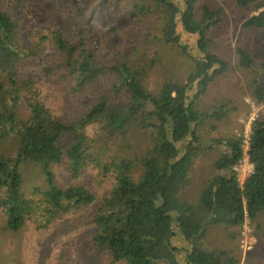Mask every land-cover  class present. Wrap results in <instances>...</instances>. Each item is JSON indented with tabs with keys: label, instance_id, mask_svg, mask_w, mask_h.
<instances>
[{
	"label": "trees",
	"instance_id": "obj_1",
	"mask_svg": "<svg viewBox=\"0 0 264 264\" xmlns=\"http://www.w3.org/2000/svg\"><path fill=\"white\" fill-rule=\"evenodd\" d=\"M25 1L0 0V210L8 227L32 223L44 229L57 220L67 225L68 216L76 227L74 214L93 210L90 241L111 263L238 264L230 250L210 249L204 238L209 226L240 228L246 219L264 214V117L251 124L247 156L253 170L240 186L233 167L243 157L242 139L217 138L205 145L197 134L203 122L223 119L226 102L201 111L197 101L219 77L239 68L251 75L253 98L263 102L264 64L256 67L241 47L235 49L236 66L214 52L210 32L223 22V8L200 0H113L126 8L131 21L159 22L156 39L179 49L190 64L183 81H165L154 94L144 86L142 71L125 62H102L87 22L99 0H81L82 8L73 13L76 0H42L54 24L42 39L50 42L55 56L42 79L25 75L20 62L33 53L21 44V26L9 13L11 4L22 7ZM235 3L253 13L243 29L264 30V0ZM107 72L112 83L72 120L54 114L42 97L45 86L65 81L69 93L79 94ZM20 105L28 111L26 118L19 116ZM90 125L96 128L92 140L85 132ZM137 136L143 142L132 151ZM8 137L17 139L13 156L2 152ZM212 151H218L211 164L217 174L205 182L194 206L181 193L190 184L194 163ZM25 166L36 167L44 183L30 196L23 192ZM54 166L68 175L65 187L57 185ZM91 169L112 178L99 200L78 182ZM178 236L186 249L175 245Z\"/></svg>",
	"mask_w": 264,
	"mask_h": 264
},
{
	"label": "rangeland",
	"instance_id": "obj_2",
	"mask_svg": "<svg viewBox=\"0 0 264 264\" xmlns=\"http://www.w3.org/2000/svg\"><path fill=\"white\" fill-rule=\"evenodd\" d=\"M214 3L224 10V19L215 27L210 36L213 39V50L219 57L236 66L235 49L247 50L256 65L264 64V30H246L242 23L253 15L248 9L240 8L235 0H200ZM83 2L74 1L69 13L81 9ZM38 9V10H37ZM48 5L42 0H26L22 7L15 4L9 6L12 18L21 26V44L33 53L24 62H20L25 75L34 79H42L44 68L52 62L55 49L50 42L42 39L53 30L54 24L48 15ZM126 8L118 1L99 0L88 17L90 26L89 38L93 40L104 65L125 62L129 68L143 72V83L146 89L156 94L165 81L181 82L191 67L179 49L164 45L156 39L159 35V22L151 18L140 21L130 20ZM186 41H194V37H186ZM58 72L54 75V79ZM251 75L238 69H232L219 77L210 86L208 92L197 101L201 111L220 101L227 104L228 112L222 120H207L199 125L197 134L201 142L210 145L217 138H241L243 146L249 137L253 120L264 117V101L258 103L251 95L248 87ZM113 81L111 73L79 94L69 93V84L43 89L42 97L48 107L57 115L66 119H74L82 114L97 96ZM264 89V74L261 75ZM19 116L26 118L28 111L20 105ZM69 120V121H70ZM88 138L95 139L96 128L90 125L85 130ZM143 140L137 136L131 143L132 151L137 150ZM17 149V139L8 137L2 146L6 156H13ZM115 149H113L114 151ZM112 156V152H110ZM125 151V155L129 156ZM218 151L200 157L193 165L190 173V184L181 193V198L197 205L204 184L217 174L211 164ZM107 162V157L103 158ZM58 186L69 184V177L61 166L52 170ZM24 178L23 192L30 196L33 189H43V179L34 166H25L22 170ZM85 185L99 200L113 184L110 175L99 169L85 172L78 181ZM93 210L75 213L76 224L69 219L62 225L60 220L54 221L47 228H37L27 223L19 229H10L7 216L0 210V264H114L108 254L98 251L90 241L91 218ZM67 226V228H65ZM175 245L185 248V243L178 236ZM210 249H227L238 260V264H264V214L259 213L254 220L246 219L240 228H226L222 225L209 226L204 238ZM185 253L179 256L184 262ZM124 264V263H115Z\"/></svg>",
	"mask_w": 264,
	"mask_h": 264
},
{
	"label": "built area",
	"instance_id": "obj_3",
	"mask_svg": "<svg viewBox=\"0 0 264 264\" xmlns=\"http://www.w3.org/2000/svg\"><path fill=\"white\" fill-rule=\"evenodd\" d=\"M255 120H253L254 122ZM248 140L249 137H247L245 141V145L243 147V157L242 159L238 162L237 165L233 167V171L235 172L237 182L240 186L243 185L244 181L246 178L251 174L253 170L252 164L249 162L248 156H247V150H248Z\"/></svg>",
	"mask_w": 264,
	"mask_h": 264
}]
</instances>
